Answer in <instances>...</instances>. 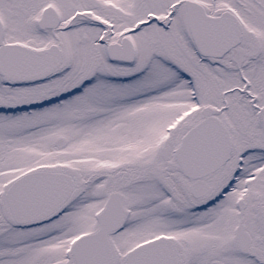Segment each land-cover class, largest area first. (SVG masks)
Wrapping results in <instances>:
<instances>
[{
	"label": "snow or ice",
	"instance_id": "6c2138e0",
	"mask_svg": "<svg viewBox=\"0 0 264 264\" xmlns=\"http://www.w3.org/2000/svg\"><path fill=\"white\" fill-rule=\"evenodd\" d=\"M0 264H264V0H0Z\"/></svg>",
	"mask_w": 264,
	"mask_h": 264
}]
</instances>
